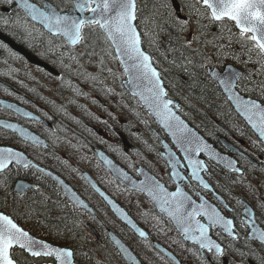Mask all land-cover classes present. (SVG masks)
Wrapping results in <instances>:
<instances>
[{"label": "trees", "instance_id": "1", "mask_svg": "<svg viewBox=\"0 0 264 264\" xmlns=\"http://www.w3.org/2000/svg\"><path fill=\"white\" fill-rule=\"evenodd\" d=\"M136 1L138 5L136 23L142 35V44L151 54L153 63L159 69L168 96L178 101L179 112L218 146H220V143L216 134L224 132L217 124V122H220L235 136L246 141L243 146L245 151L250 154L253 153L251 149L262 151V159L258 168L252 167L240 156H237V158L243 173L230 172L225 168L218 167L217 188L220 191H229L230 195L233 196L234 208L231 214L237 217L240 213L239 197L248 194L257 197L264 193V145L255 136L256 139H254V134L250 128L235 113L220 87L208 75L206 65L218 64L223 66L228 62L236 64L242 70L237 83L238 89L244 94L264 102L263 53L251 40L249 34L241 35V32L236 29L232 21L228 19L214 20L208 9L199 0H179L183 11L187 15L185 21L187 23L176 18L170 0ZM52 2L61 10L68 8L71 4V0H52ZM144 11L147 14L149 13L154 21L153 26H151L152 29L150 28L148 33L143 30L142 26L143 20L141 19H143ZM8 23L10 24L8 26L10 32L8 33L25 47L54 64L60 71L59 77L64 76L65 79L68 76H75L70 71L76 66L75 62H79V59H75L70 52L82 46L87 47L88 35L94 36L99 41L106 39L108 46L110 45L97 24H85L82 40L76 46H70L61 36L51 35L44 30L39 35L36 30L27 29L26 35L24 37L20 36L11 27V22ZM183 24H189L195 29L197 33L195 46L185 40ZM0 28L6 32L4 27L0 26ZM47 39L51 42H48ZM53 41L59 43L61 48L64 47L69 51H66L65 54L59 51L58 48H53ZM83 56H85V53ZM95 82L103 87V89H97V93L103 99L107 97L117 98L118 93L110 90L108 86L104 88L102 80L99 79ZM120 85L122 87L121 94L127 95L121 81ZM70 86L75 87V82L71 81ZM82 86L67 89L64 94L61 93V85L52 89L49 92L53 95L57 94L56 98L60 95L56 100L47 95L44 96V90L42 92L41 107H46L48 110L40 109V112L54 123L57 140H59L58 134L70 125L69 118L73 111L77 110L87 115L89 112L86 103L91 101L99 104L98 100L92 98L91 90H85ZM67 95L69 96L67 97ZM139 109L138 116L141 120L145 114L140 107ZM203 110L207 111L206 114ZM64 114H67L69 118H65ZM56 117L61 120L56 121ZM147 117L155 124L149 115ZM71 118L76 119L74 116H71ZM77 127L82 132V136L74 137L90 141L91 146H103L116 160L131 169L126 164L127 161L124 155H132V153H124L117 139L113 142L114 150H111L107 146V140L100 141L90 127L83 126L81 123ZM108 133L112 134V131ZM135 134L136 139L132 138V143L137 146V151L133 152H139L142 147H149L153 153L155 152L153 147L156 138L153 132H151L150 137H146L137 127ZM10 138L11 133L0 130V142H9ZM143 164L145 163L143 162ZM7 172L0 171V210L10 214L20 224L28 225L43 237L61 245L70 246L73 249L76 264H124L120 254L108 239L106 231L109 228L116 231L127 241L146 264H151L146 259L148 249L152 250L149 240L135 236L129 228L116 219L103 202L95 203V197L91 193L89 200L95 208L94 215L75 205L68 207L67 202L62 201L64 198L59 199L58 195L54 196L55 199L60 200V204L56 205L52 199L54 189L46 177L43 178L41 187L29 189L23 196L16 195L12 191L13 179L10 178V174ZM103 176L98 177L99 182L126 207L116 194V192H120L119 187L121 189H124V187L120 184L117 185L114 179L111 178L110 180L107 172ZM257 179L260 180V185L257 183ZM113 186L117 190H114ZM61 205L67 209L63 210ZM128 209L130 210V207ZM138 214L139 216L134 213V217L150 230L148 218L146 220L143 213ZM259 218H261L260 215ZM87 222H91L97 228L101 234V241H98L88 229ZM237 226L239 235L244 234L243 225L237 222ZM132 239H134V242ZM12 256L21 264L50 260V258L31 257L16 248L12 249ZM161 261L166 264L163 259Z\"/></svg>", "mask_w": 264, "mask_h": 264}, {"label": "water", "instance_id": "2", "mask_svg": "<svg viewBox=\"0 0 264 264\" xmlns=\"http://www.w3.org/2000/svg\"><path fill=\"white\" fill-rule=\"evenodd\" d=\"M27 14V16L32 19L33 21L39 23L45 30L52 34H59L61 35L69 44L75 45L77 44L80 39L76 43H72L62 32H57L54 29H49L48 27L45 26V24L36 19L34 20L30 14H28L27 10L22 7L20 0H14ZM29 3L36 5L38 8H44L45 4L51 5V7L60 15H70L76 18L84 17L88 18L92 14L85 11L83 13L76 11L73 6H71L67 11H60L50 0H42V5H39L31 0H28ZM173 6L176 10L177 16H180L181 18H184L183 15L180 14V8L179 4L176 0H172ZM135 3V0H134ZM201 3L203 4L202 0ZM73 5H74V0H73ZM204 5V4H203ZM94 6V5H93ZM135 10H136V4H135ZM210 13L211 10L209 9ZM135 15V11H134ZM136 18V15H135ZM234 22V21H233ZM235 23V22H234ZM132 24L134 28L136 29V33L139 37L140 40V50L149 57L148 63L151 65L153 69H155L157 75V78L160 82V87L163 89L165 96L164 98L167 100L172 101V104L169 105L171 108L173 114L175 117L179 118V121L183 122V125L186 126L189 130L190 133L186 135H191L194 134L196 137L200 139L204 144L209 146V149L207 150H201V151H196L195 150V145H185L186 147H189V153L188 155L185 154V152L178 146L176 137L173 135V132L176 131V125L177 121L176 120H170L168 123L172 125V127L166 126L163 118L158 115L159 109L156 107V101L150 91H148L149 88L152 87V85L148 82L147 79L144 78L142 75V70L138 69L135 67V61L130 60L127 56L123 55L121 52L117 51V46L113 42L112 39L109 38L107 32L102 29L100 26V29L104 32V34L107 36L108 40L113 46L114 52L116 54L117 59L119 60L125 74V79L123 80V84L125 88L128 90V92L134 96H136L141 104L146 108L148 113L154 118V120L158 123V125L163 129L165 134L168 136L170 142L176 147L177 151L171 146V144L166 141L165 139L162 140V146H163V151L162 155L166 158L168 161V164L171 167V175L174 178V180L177 183L176 189L173 191L168 190L164 184L158 180L153 174H151L146 167L143 165H138L136 168V171L139 175V177L134 176L132 173H130L125 167H123L121 164L116 162L110 155L102 151L101 149H96V153L99 157V159L103 162V164L111 171V173L119 180L121 181L125 186L131 188V189H136L141 192H143L145 195L150 197L155 205L157 206L158 210L165 213L168 215L175 223L176 228L178 231L182 233L183 238L186 241L193 242L197 244L200 248H203L201 246V243L207 244L208 241H212L215 245L219 246L220 251H217L215 247L214 250L216 252H221V245L218 243L217 240H215L211 235H210V230H209V224L211 225H216L219 227L222 231L234 235V223L232 218L226 217L217 207H215L213 204H211L206 198L203 196L200 198V201H195L193 198L184 190V187L182 186L180 180L181 177H185V175L181 172L179 167L185 169L187 173L192 177V179L196 180L199 182L202 186L211 188L210 184L207 182L205 179L202 171L205 169L206 165L204 162V157L210 158L216 163L228 168L229 170H234L237 172H240V169L237 165L236 159L220 150L217 148L213 143H211L205 136H203L195 127H193L178 111V103L171 98H169L166 95V89L163 84V80L159 74V70L155 67V65L152 62L150 54L143 48L142 46V41H141V35L140 32L136 26L135 19L132 21ZM236 26V24H235ZM236 28L240 30L237 26ZM80 38H81V31H80ZM0 39L4 42H6L8 45H10L11 48L14 50L22 53L28 61L37 64L39 66H42L46 70L57 74V71L55 70L54 67H52L50 64L45 62L44 60L36 57L34 54L30 53L27 51L24 47H22L20 44L16 43L12 38L9 36L5 35L0 31ZM264 54V53H263ZM208 73L209 75L218 83L220 86L222 92L225 94L235 111L244 119V121L250 126V128L254 131V133L259 137V139L264 143V138H261L259 136V133L252 127V125L248 122V120L245 118L244 115L241 114L240 110L237 108L236 104L229 99V94L225 92L224 86L220 83L221 80H224L225 78H231L233 74H237V78H235V83L232 87L233 93L238 95L241 99L243 100H252L255 101L258 105H261L264 107V103L261 102L260 100L246 96L242 94L236 87V82L237 79L240 76V69L234 66L233 64H226L222 69L218 66H213V67H208ZM215 73V75L213 74ZM0 104L8 107L10 109H13L14 111H17L21 115H24L26 117H32L36 119H40V116L29 112L25 108H23L20 105H17L13 102L6 101L3 99H0ZM0 126L8 128L12 131H15L21 138L28 140L33 143H40L42 145H46V141L39 136L38 134L32 132L30 129L27 127H24L21 124H18L16 122L10 121V120H5L0 118ZM119 136L121 137L122 142L126 147H132V145L128 142L124 134L120 131H118ZM177 135H180V133H177ZM221 142L231 152L235 153H242L235 145H233L230 141H228L225 137L221 136L220 137ZM0 149H11L13 153H18V156H9L7 153H0V156H3L6 161H7V166L11 163H17L21 165H33L37 167L38 169L44 171L48 175L51 176V178L56 181L61 188L63 189L64 193L68 196L70 200H72L74 203L78 204L81 207H84L90 212H94L92 207L88 205L84 199L66 182L64 179H62L58 174L40 166L36 165L31 159L27 157V155L14 147L7 146V145H0ZM171 154V157H170ZM244 154V153H242ZM248 159H251L248 155L244 154ZM182 157L184 160H181ZM189 157L193 161V163H189ZM231 161V163H229ZM6 166V167H7ZM4 167V168H6ZM4 168L0 169L3 170ZM84 176L86 177L87 181L90 183L92 188L98 193V195L105 201V203L108 205L110 210L113 212V214L124 224H126L136 235L140 237H146L147 232L146 230L141 227L136 220L129 214V212L120 204L118 203L109 193H107L103 188H101L97 182L94 180V178L88 173L84 172ZM127 177V178H125ZM154 180L155 182H158V184L163 188V192H160L159 189L156 190V192L153 195H150L147 191L141 190V184L142 182L144 184H149L150 180ZM24 183L28 185V187L31 185L28 181L20 179L15 183L14 190L17 193H23L18 190V184ZM177 188L180 189V194L177 196H181V202H174L172 198H174L171 194L177 192ZM154 196L157 198L154 199ZM176 197V196H175ZM221 199V198H220ZM168 201V203H163L162 201ZM244 208H243V213H244V220L246 224L249 227V237L257 239L258 241L264 243V239L261 238V234L264 233V229L262 226L256 221L254 217V210L252 207L245 201H243ZM203 205V207H202ZM213 209L215 210V213H218L219 217L221 218L219 221H215V217L213 216ZM0 213L9 216L8 214L1 212ZM207 213V214H206ZM198 215H201L204 217V219L207 221V224L203 223L200 219H198ZM213 216L212 219L209 217ZM14 223L17 224L19 228H21L23 231L27 232L32 238L43 241L49 246L53 248H61V249H67L72 253L71 256V264H75L74 258H73V251L69 247L65 246H60L54 243L49 242L48 240L38 238L31 234L30 232L24 230L11 216H9ZM215 221V222H214ZM226 221H231V225L228 226L225 222ZM204 226L205 229V237H201L200 229L199 226ZM93 232L96 233L97 237L99 238L98 233L96 232L95 228L90 226ZM187 229V231H185ZM143 233V235H141ZM108 235L112 243L117 247V249L121 252L123 255L125 261L127 264H141L135 253L132 251L130 246L125 243L115 232L112 230L108 231ZM156 246L164 252L167 256H169L172 260H174L176 263L179 264L178 259L176 256L169 251L168 249L162 247L159 243H156ZM13 247H18L21 248L19 245H14ZM211 246H206V248H210ZM24 250L26 253L32 255V253L24 248H21ZM36 251H41L43 253V249L37 248L34 249ZM10 252V250H9ZM129 255L131 256L132 259L129 258ZM11 256V254H10ZM34 256V255H32ZM39 256H45L43 254ZM52 257L54 259L53 262L49 263H40V264H60V261H57L55 259V256H48ZM11 259L14 261V264L16 261L12 258Z\"/></svg>", "mask_w": 264, "mask_h": 264}, {"label": "flooded vegetation", "instance_id": "3", "mask_svg": "<svg viewBox=\"0 0 264 264\" xmlns=\"http://www.w3.org/2000/svg\"><path fill=\"white\" fill-rule=\"evenodd\" d=\"M38 1V0H34ZM23 13L20 7L13 0H0V26L4 27L7 35L12 36L8 26L11 22V27L15 30L20 36H25V31L12 23V21L20 20ZM40 33L41 31H36ZM14 37V36H12ZM18 41L16 38H14ZM11 55H14L12 58ZM42 69L29 64L26 60L19 54L13 53L12 50L6 44H3L0 41V97L9 101H14L21 106L30 109L31 111L37 112L41 106V93H42ZM198 113V111H196ZM206 114V110H203ZM0 117L12 119L24 126H27L33 132L41 135L48 142L47 147L36 143H30L25 140H21L15 133H11V138L6 144L13 145L21 150H23L35 163L44 166L46 169L55 171L59 173L63 178L76 190L78 191L84 199H87L88 194L90 193V185L84 178L82 171L83 167L78 165L82 160L87 157L81 156L78 154L77 157L69 154L67 149H63V153H57L56 150H59L57 142L51 140L52 134L50 131L43 130L41 122L37 119L31 117H24L15 111L3 108L0 106ZM125 122V121H124ZM50 129L52 127H49ZM1 129V128H0ZM232 136V135H231ZM20 140H19V139ZM61 150V149H60ZM62 151V150H61ZM74 148L72 147V152ZM76 160V163H75ZM149 170L156 174L159 179H161L166 187L172 191L176 188L177 183L171 175V168L167 160L162 156H152L149 160ZM206 170L204 171L205 178L212 185L213 190L202 189L199 183L191 178L184 170H182L186 177H183L181 184L184 189L190 196L195 200L199 201L200 193L203 194L211 203L219 207L227 216H231L230 213L233 212L234 208V199L230 195L229 191H218L221 196L224 198L225 202L220 201L216 193H214V180L217 177L218 166L211 162L208 159H205ZM255 166L258 164L252 163ZM7 170L11 172L12 170L21 171L23 177L28 178L30 181L37 183L41 186L43 178L46 177L50 184L52 185L57 193L59 198L64 197V203L67 202L68 207L72 206L71 201L65 200L66 196L63 193L61 187L58 183H55L52 178L41 170H37L32 166L22 167L15 164L10 165ZM30 172V175L27 176V173ZM77 172V174L75 173ZM80 174V175H79ZM35 183V184H36ZM95 193V192H94ZM92 195L96 197V193ZM88 200V199H87ZM86 200V201H87ZM148 207H149V221L150 226L154 230L158 229H175V224L172 222L171 218L158 212L157 207L154 201L151 198H147ZM174 202H181V196H176L172 198ZM262 203H255L253 205L254 214L257 221L264 227L263 218H264V197H262ZM57 204H60L59 200H54ZM241 205V204H240ZM62 206V205H61ZM241 207V206H240ZM63 210L64 207L62 206ZM67 209V208H66ZM150 212L152 214L150 218ZM241 212V209H240ZM259 215L261 218H259ZM234 222L243 223V231L245 234L237 236L224 235L220 238V242L224 247L225 253L218 255L211 251L209 253L210 261H207L208 264H225L223 257L225 256L228 260V264H264V244L257 241L256 239L249 238L248 226L246 225L243 214L239 213V216L234 217L232 215ZM199 218L203 221H206L202 216ZM210 229H216V226H210ZM235 230H238L235 225ZM237 232V231H236ZM152 233V236H151ZM150 233V245L152 253L148 254V257L152 259L151 264H161L159 260L155 261V257L164 256L158 249L153 245V241L158 240L163 245L172 249L181 259L182 257H191L193 255H199V247L193 243L185 241L179 234H174V237H171L169 234L157 232L156 236L152 230ZM163 261H165L164 258Z\"/></svg>", "mask_w": 264, "mask_h": 264}, {"label": "snow or ice", "instance_id": "4", "mask_svg": "<svg viewBox=\"0 0 264 264\" xmlns=\"http://www.w3.org/2000/svg\"><path fill=\"white\" fill-rule=\"evenodd\" d=\"M202 2L211 10V17L214 20L228 19L234 21L242 36L250 33L251 40L255 42L260 52L264 53V0H202ZM20 3L34 20L38 19L49 29L62 32L72 43H76L80 39L81 28L86 23L99 25L116 44L117 51L127 56L130 60L135 61L134 66L142 70V75L152 85L148 91L152 93L156 101V107L159 109L157 114L163 118L166 126L172 127L168 123L170 120L177 121L176 131L173 132V135L176 137L178 146L185 154L188 155L189 153V147L185 145H195L196 151L209 149V146L200 141L194 134L186 135L190 133V130L183 125V122L179 121L178 117L174 116L169 107L172 101L164 98L165 93L160 87V82L157 78L158 74L148 63L149 57L140 50V40L132 24L135 19L134 0H74L73 7L76 11L81 13L87 11L92 14L88 18L60 15L51 5L47 4H45L44 8H38L36 5L29 3L28 0H20ZM213 74L215 75V73ZM235 78H237V74H233L231 78L221 80L220 83L224 86L225 92L229 94V99L236 104L241 114L259 133V136L264 138V107L258 105L255 101L243 100L233 93L232 87L235 83ZM177 133H180V135H177ZM0 153H7L9 156L19 155L18 153H13L11 149H0ZM189 163H193L190 157ZM6 166V159L0 156V169ZM149 180V184L142 182L141 190L147 191L150 195H153L157 189L160 192L164 191L158 182L151 180V178ZM27 187L28 185L24 183L18 184L20 192H23ZM178 194H180L179 188H177L176 193L171 195L175 197ZM155 198L157 197L154 196ZM163 203H168V201L164 200L162 201ZM213 216L215 221L221 219L214 209ZM213 216L209 218L212 219ZM225 223L228 226L231 225V221H226ZM199 229L201 237L206 238L204 226H199ZM261 238L264 239V233L261 234ZM14 245H19L21 248L30 251L34 256L41 254L45 256L54 255L55 259L60 261V264H71L72 253L69 250L53 248L43 241L32 238L27 232L19 228L9 216L0 213V264H14L9 252ZM201 246L215 247L217 251H220L219 246L212 241H208L207 244L202 242ZM37 248L43 249V253L34 250ZM129 258L132 259L130 255Z\"/></svg>", "mask_w": 264, "mask_h": 264}, {"label": "rangeland", "instance_id": "5", "mask_svg": "<svg viewBox=\"0 0 264 264\" xmlns=\"http://www.w3.org/2000/svg\"><path fill=\"white\" fill-rule=\"evenodd\" d=\"M183 13L185 12L183 11ZM142 18L143 19L141 20H143V23H142L143 30L146 33H148L150 28L152 29L151 26H153L154 21L151 19L150 14L149 13L147 14V12L145 11L143 12ZM185 21L183 22L187 23ZM16 22L18 24L20 23L19 25H21L24 29H29L32 31L34 30L40 31V29L37 26H35L29 21H26L24 18H20V20ZM184 29H185L184 30L185 40L188 41L192 46H195L196 41H197V33L195 32V29L192 28L189 24H185ZM87 38H88L87 47L82 46L70 52V54L75 59L76 58L79 59V62L78 63L75 62L76 66H74L70 71L75 76L74 77L68 76L67 79H65L64 76H61V77H58L59 79H57L52 76L48 77L42 74V77H43L42 78V89L44 90V93H43L44 96L47 95L48 97L54 98L56 100L60 95H58V97L56 98L57 94L53 95L51 92H47V90L51 91L52 89H55L56 87H59L61 85L62 86L61 93L64 94L67 89H71V88L73 89L77 86L83 85L82 88L85 90L90 89L92 98H95L96 100H98L99 104H95L94 102H91V101L86 103V107L89 112L87 115L81 112H78L77 110L73 111L70 114V118L68 117L67 114H64L65 118L70 119V125L68 127H65V129L58 134L59 141L56 140L55 142H57V145L59 147V150L58 151L56 150V154L63 153V149H67L68 150V153H66L67 156H69L70 153H72V155H74L75 157H77L78 154L81 156H85V157L88 156L86 159L82 160L80 166L88 170L97 169L98 167L100 170L98 172V175H102L104 174L103 170L98 164L96 165V162L94 161L93 157L89 153V149L91 148L90 141L81 140V139H77L76 137H74V136H79L82 133L78 129L77 125L79 123H81L83 126L85 125L83 124L81 119L79 118L73 119L71 118V116L76 117V115H80L81 117H86L88 120L96 121L98 122V124H99V120H102L109 124L108 128L116 124L124 125L123 121H126V124L123 127L126 129L131 139L132 138L136 139V134L134 131H131L128 129L127 121L132 123L133 127H139L142 134L146 137H150L151 127L153 129L154 127H156V124H153L151 122V120L147 117L148 116L147 112L136 99L133 100L129 98L127 95L121 94L122 87L120 85V81L122 83L124 74H123V71L121 69V66L118 60L115 57L113 50L111 49L110 45L108 46L106 39H102L101 41H99L98 39H95L94 36L92 35H88ZM205 38H206V35H205ZM47 41L51 42L49 39H47ZM52 47L55 49L58 48L59 51H62L65 54H66V51H69L65 49L64 47L61 48V45L55 42L52 44ZM84 53H85V56H83ZM11 56L12 58L14 57V55H11ZM214 65H218V64H214ZM99 79L102 80L104 84V88L105 86H108L110 90H114L115 92L118 93V96L116 99L107 97V96H106L107 97L106 99H103L102 96L97 93V89H103L102 85H97V82H95V81H98ZM71 81L75 82V87L70 86ZM68 96L69 95H67V97ZM92 98L90 99L92 100ZM139 107L145 114L141 120L138 116V114L140 113ZM40 108L42 110H46V111L48 110L46 107H40ZM74 108H77V107H74ZM60 120L61 119H58V117H56V121H60ZM104 129L106 130V126L104 127ZM52 136L54 138L56 136V133H54ZM96 136L99 138L100 141L103 140L98 135ZM106 139L109 142H112L114 140L111 137H106ZM254 139L256 138L254 137ZM72 147L74 148L73 152H72ZM251 150L253 152L252 154L254 155H258L262 153V151H259L258 149H251ZM131 153L132 155H124L127 161L126 164L129 165L131 169H134L137 164H140V163L143 164V162L145 163L144 165L148 167L150 158L152 156H157L152 152L151 148L149 147H142L139 152L132 151ZM256 181L260 185V180L257 179ZM113 189L117 190L115 186H113ZM116 194L123 201V203L126 205L127 208L130 207V210L133 213L137 214L138 216H139L138 213H143L144 218L147 220L149 207L147 203L148 200L145 197L135 192L134 193L129 192L127 189H121L120 192L119 193L116 192ZM242 197L250 201L252 204L262 203L263 202L262 197H264V193H262L261 195L257 197L254 196L253 194H248ZM64 210L66 209L64 208ZM151 216L152 214L150 212V218ZM23 227L29 230L30 232H32L33 234L37 235L38 237L43 238V236L40 233H38L37 231H33L31 227H29L28 225H23ZM167 231L171 237L175 236L171 230L168 229ZM132 241L134 242V239H132ZM150 261H152V259H150ZM201 264H205V263H201Z\"/></svg>", "mask_w": 264, "mask_h": 264}]
</instances>
